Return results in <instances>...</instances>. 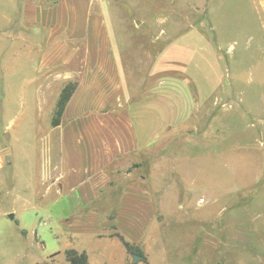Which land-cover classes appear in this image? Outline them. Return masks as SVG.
Masks as SVG:
<instances>
[{
    "label": "rangeland",
    "instance_id": "374dc122",
    "mask_svg": "<svg viewBox=\"0 0 264 264\" xmlns=\"http://www.w3.org/2000/svg\"><path fill=\"white\" fill-rule=\"evenodd\" d=\"M93 1L128 74L141 146L129 171L146 177L148 211L81 212L78 190L48 187L41 162L64 83L55 75L78 80L67 55L85 41L54 39L69 48L48 92L32 82L29 51L46 45L45 0H0V264H67L69 249L89 264H264V0H63L60 9L81 20Z\"/></svg>",
    "mask_w": 264,
    "mask_h": 264
},
{
    "label": "crops",
    "instance_id": "0c3cea01",
    "mask_svg": "<svg viewBox=\"0 0 264 264\" xmlns=\"http://www.w3.org/2000/svg\"><path fill=\"white\" fill-rule=\"evenodd\" d=\"M62 1L44 2L47 6L38 20L40 28L37 32L44 30L46 45L30 47L29 51L39 65L32 82L43 81L48 92L53 89L50 69L69 48L61 41L53 42L56 37L65 34L71 40L85 42L69 48L67 55L68 60L73 56L75 58L74 74L78 80L69 82L67 80L70 78H65L66 75H55L57 79L64 80L56 88L57 99L68 83H76V87L59 125L52 127L50 124L47 141L50 143L51 156L49 163H46L45 158L41 162L42 176L46 178L48 187L64 181L65 188L78 190L84 207L81 212L93 213L98 209H111L120 213L137 210L147 212V205L145 207V203L140 201L145 196L141 187L145 185L146 177L141 176L140 182H137L129 171L141 146L137 136L139 122L137 116L132 114V100L124 101L128 74H122L107 43L108 35L102 26L98 2L93 1L96 4L91 6L84 18L80 20L74 14L69 22L60 9ZM123 163H126L124 167ZM60 164L63 165V171L60 170ZM65 166L68 168L66 172ZM100 199L108 203L105 206L107 208L95 206V202ZM140 220L142 222L143 218L140 217Z\"/></svg>",
    "mask_w": 264,
    "mask_h": 264
},
{
    "label": "trees",
    "instance_id": "16d2710c",
    "mask_svg": "<svg viewBox=\"0 0 264 264\" xmlns=\"http://www.w3.org/2000/svg\"><path fill=\"white\" fill-rule=\"evenodd\" d=\"M75 87H76V83H68L61 90L59 97L56 101L54 112H53L51 122H50L52 127H56L59 125L64 109L66 107V104L68 103L70 97L72 96L75 90ZM135 166L136 165H134L133 167ZM114 236L120 241L125 251L129 255L137 254V255L142 256L141 251L138 248L130 245L127 241L123 239L121 235L116 234ZM64 256H65V261L67 262V264H89L88 256L83 251L78 252L74 249H69L64 252ZM42 264H47V263H42Z\"/></svg>",
    "mask_w": 264,
    "mask_h": 264
},
{
    "label": "water",
    "instance_id": "95a60500",
    "mask_svg": "<svg viewBox=\"0 0 264 264\" xmlns=\"http://www.w3.org/2000/svg\"><path fill=\"white\" fill-rule=\"evenodd\" d=\"M13 217H14L13 214L8 215V218H9L10 220H12ZM130 256H131V258L133 259L134 262H139V261L142 260V256H141V255L131 254Z\"/></svg>",
    "mask_w": 264,
    "mask_h": 264
}]
</instances>
